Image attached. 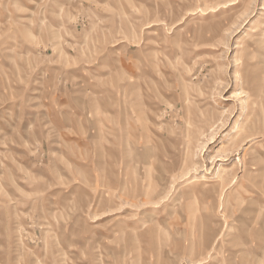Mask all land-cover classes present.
Wrapping results in <instances>:
<instances>
[{"label": "rangeland", "instance_id": "obj_1", "mask_svg": "<svg viewBox=\"0 0 264 264\" xmlns=\"http://www.w3.org/2000/svg\"><path fill=\"white\" fill-rule=\"evenodd\" d=\"M0 264H264V0H0Z\"/></svg>", "mask_w": 264, "mask_h": 264}, {"label": "bare ground", "instance_id": "obj_2", "mask_svg": "<svg viewBox=\"0 0 264 264\" xmlns=\"http://www.w3.org/2000/svg\"><path fill=\"white\" fill-rule=\"evenodd\" d=\"M261 44H262V40H261V38H260V36H256V37H254L253 39H252V43H251V45L253 46V47H255V48H257V47H260L261 46ZM252 52H249V53H247L246 54V57L247 58H252ZM248 70H249V68H247ZM238 134V133H237ZM237 136V135H236ZM236 136L235 137H233V136H231L230 137V143H234V141L236 140ZM226 147L224 146V145H221L220 147H219V149L220 150H224Z\"/></svg>", "mask_w": 264, "mask_h": 264}]
</instances>
